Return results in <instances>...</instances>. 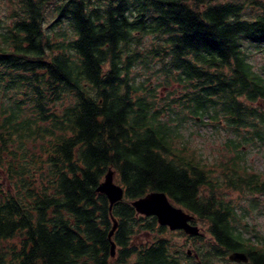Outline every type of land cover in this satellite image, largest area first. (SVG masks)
<instances>
[{"label":"trees","instance_id":"obj_1","mask_svg":"<svg viewBox=\"0 0 264 264\" xmlns=\"http://www.w3.org/2000/svg\"><path fill=\"white\" fill-rule=\"evenodd\" d=\"M13 3L0 25V264H235L233 252L264 264L246 209L174 144L207 118L264 149V67L247 54L264 52V1ZM109 169L125 190L112 210L97 191ZM242 174L226 187L264 195L261 175ZM156 191L207 226L209 239L188 236L208 240L199 263L166 237L184 232L132 206Z\"/></svg>","mask_w":264,"mask_h":264},{"label":"rangeland","instance_id":"obj_2","mask_svg":"<svg viewBox=\"0 0 264 264\" xmlns=\"http://www.w3.org/2000/svg\"><path fill=\"white\" fill-rule=\"evenodd\" d=\"M14 0H0V25H10L12 23L11 15L13 14ZM16 9V8H15ZM249 60L257 72H263L264 67V52L252 48L248 50ZM145 78H153L147 72ZM156 82H153L155 84ZM168 92L160 88L158 90V98H165ZM263 106V103H258ZM194 121V120H193ZM191 121L181 131V136L174 140L175 147L179 150L186 149L191 157L197 163L206 167L212 173V183L216 193L220 198L230 201L238 212L241 209H246V217L242 220L243 225H248L243 233L246 237L256 241L255 235L264 236V214L260 211L264 210V195L253 192L250 188L244 187L237 183L232 187H226L228 181L226 177L235 173L236 176L243 175L242 173H256L264 178V149L259 148L260 144L252 145L243 140L244 132L241 135H234L222 123L219 125H211L207 118L198 120L197 123ZM235 141L237 146H234L231 141ZM3 162L0 156V177H3ZM258 204V209H254L253 205ZM201 234L204 239H209L207 226L198 222ZM168 238H175V244L178 248L187 254L192 260L197 257V262H200V250H205L204 247L207 241L192 240L187 235H166ZM230 254L227 256L229 258ZM209 264H224L223 261L213 259Z\"/></svg>","mask_w":264,"mask_h":264},{"label":"water","instance_id":"obj_3","mask_svg":"<svg viewBox=\"0 0 264 264\" xmlns=\"http://www.w3.org/2000/svg\"><path fill=\"white\" fill-rule=\"evenodd\" d=\"M115 172L109 170L105 176L104 182L98 188L100 194L105 195L110 203V209L116 203L124 199V189L115 183ZM132 206L139 215L145 217H155L160 226L170 228V231H183L189 236H198L200 229L193 225L192 222L195 217L185 211L183 208L174 205L163 192H151L146 196L134 201ZM117 228V223L114 220V228L109 237L112 239L113 234ZM116 246L112 243V257H115ZM232 263H248L249 259L243 252H234L229 256Z\"/></svg>","mask_w":264,"mask_h":264}]
</instances>
